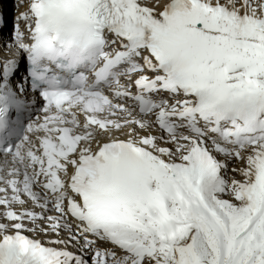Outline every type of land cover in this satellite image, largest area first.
<instances>
[{
    "label": "snow or ice",
    "instance_id": "snow-or-ice-1",
    "mask_svg": "<svg viewBox=\"0 0 264 264\" xmlns=\"http://www.w3.org/2000/svg\"><path fill=\"white\" fill-rule=\"evenodd\" d=\"M19 5L0 264H264V0Z\"/></svg>",
    "mask_w": 264,
    "mask_h": 264
},
{
    "label": "bare ground",
    "instance_id": "bare-ground-1",
    "mask_svg": "<svg viewBox=\"0 0 264 264\" xmlns=\"http://www.w3.org/2000/svg\"><path fill=\"white\" fill-rule=\"evenodd\" d=\"M14 1L15 3H18L19 0H12ZM7 3V0H0V12L2 14H8V9L5 7V4ZM8 4H9V0H8ZM12 5H10L11 7ZM5 35H6V28L4 25H2V27H0V38L1 39H4L5 38Z\"/></svg>",
    "mask_w": 264,
    "mask_h": 264
}]
</instances>
